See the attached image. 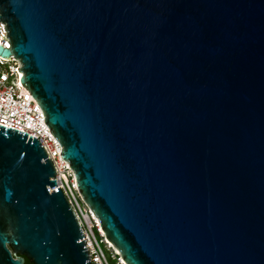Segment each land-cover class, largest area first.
<instances>
[{"label":"water","instance_id":"95a60500","mask_svg":"<svg viewBox=\"0 0 264 264\" xmlns=\"http://www.w3.org/2000/svg\"><path fill=\"white\" fill-rule=\"evenodd\" d=\"M0 24L125 264H264V0H0ZM55 173L0 125V264H90Z\"/></svg>","mask_w":264,"mask_h":264},{"label":"built area","instance_id":"2783aa9c","mask_svg":"<svg viewBox=\"0 0 264 264\" xmlns=\"http://www.w3.org/2000/svg\"><path fill=\"white\" fill-rule=\"evenodd\" d=\"M0 43L8 48L0 28ZM20 63L0 57V125L38 140L55 169L56 188L67 200L82 233L90 264H125L106 239L97 219L79 195L72 170L60 156V145L44 123L40 107L21 85Z\"/></svg>","mask_w":264,"mask_h":264},{"label":"snow or ice","instance_id":"6c2138e0","mask_svg":"<svg viewBox=\"0 0 264 264\" xmlns=\"http://www.w3.org/2000/svg\"><path fill=\"white\" fill-rule=\"evenodd\" d=\"M2 27H4V25L3 24H0V28H2Z\"/></svg>","mask_w":264,"mask_h":264},{"label":"trees","instance_id":"16d2710c","mask_svg":"<svg viewBox=\"0 0 264 264\" xmlns=\"http://www.w3.org/2000/svg\"><path fill=\"white\" fill-rule=\"evenodd\" d=\"M24 264H29V263L25 260Z\"/></svg>","mask_w":264,"mask_h":264}]
</instances>
